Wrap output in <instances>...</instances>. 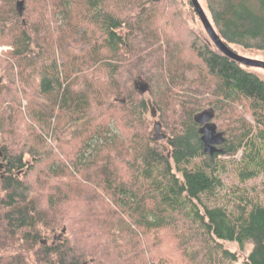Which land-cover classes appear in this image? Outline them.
Returning a JSON list of instances; mask_svg holds the SVG:
<instances>
[{
    "label": "trees",
    "instance_id": "16d2710c",
    "mask_svg": "<svg viewBox=\"0 0 264 264\" xmlns=\"http://www.w3.org/2000/svg\"><path fill=\"white\" fill-rule=\"evenodd\" d=\"M161 1L0 0V44L12 46L0 56V264H174L152 253L170 248L163 230L184 264H264V203L239 200L231 209L216 199L221 155L242 152V181L264 172V78L207 32L208 41L162 35L155 28ZM203 8L230 48L264 51V0H206ZM136 78L151 101L132 87ZM114 104L132 123L126 146L107 136ZM149 108L165 138L147 130ZM205 108L219 137L214 153L204 149L197 116ZM67 135L79 141L68 162L53 157L49 141ZM42 162L56 183L46 194L36 182ZM76 173L112 213L98 242L83 233L71 239L75 230L58 210L69 196L61 182ZM148 234L159 244L143 247ZM225 241L253 247L239 263Z\"/></svg>",
    "mask_w": 264,
    "mask_h": 264
},
{
    "label": "rangeland",
    "instance_id": "374dc122",
    "mask_svg": "<svg viewBox=\"0 0 264 264\" xmlns=\"http://www.w3.org/2000/svg\"><path fill=\"white\" fill-rule=\"evenodd\" d=\"M201 4L206 7V0H199ZM140 9H136L138 12ZM157 17L155 19V28L158 32H161L162 35H173L177 33L176 31H181L185 33H190L191 35L194 34L197 36V38H200L202 40L208 41V36L205 31V28L198 16V14L194 13L193 9L191 8V5L189 3V0H174V3L171 4L170 0H162L158 7H155ZM60 22H55V36L59 34L58 26ZM178 34V33H177ZM235 49L242 55H245L247 57L253 58V59H259L264 60V51H258V50H248L244 49L240 46L235 45ZM12 50V46L7 44H0V56L3 55L5 52ZM189 58L192 59L194 63L200 64L199 60L196 59V57H193L192 55H189ZM187 60V64H188ZM255 70L258 74H260L264 78V69L262 68H252ZM0 78L3 79L2 84L6 83V77L4 75L3 71H0ZM5 85V84H4ZM132 87H137L140 89H143L145 91V97L148 101L152 100L151 94L146 91L147 85L140 79L136 78L135 83L132 82ZM27 100L24 99L23 101V111H26ZM206 109V108H205ZM205 112H211L209 110H204L201 113L197 114V116L202 115ZM108 115H110V120L108 122L109 125V131L107 132V136L111 137L114 136L113 139L119 141H123L125 143L124 145H127L128 138L127 136L131 134V125L132 123L129 120V114L125 112L122 107L114 104V106L110 107L108 110ZM107 114H105V118H107ZM158 118L156 116L154 117L151 114L150 108L149 111L144 115V120L147 125V130L150 131V133L154 136L157 135L156 131V124H158ZM122 121V122H121ZM210 120L205 121L203 124V130L209 129L210 125L208 124ZM122 123V125H121ZM164 130L159 131V135L163 134ZM70 136L67 135L66 138H62L61 141H57V139H49L51 142V146L54 147L53 149L56 150L54 152L53 157H59L60 161L65 160L68 162L69 160H72V157H75L76 149L79 145V141L77 139L69 140ZM210 146H215L218 149V146L216 143H211ZM242 156V152H239L236 156H230V155H221V163L223 170L221 174V178L223 181V186L218 189L217 191V200L221 202H225L231 209H235L236 201L239 200H255L261 203H264V172L255 178L249 179L247 181H242L239 177V168H240V162L239 159ZM56 157V159H57ZM57 159V160H59ZM62 159V160H61ZM49 161V159H47ZM200 163V158H197L193 161L192 164H198ZM225 165V166H224ZM39 168H42L41 171H38L36 173V182L38 185H40L41 188H45V194L51 192L52 183L46 180L45 177V165L42 162V164L39 166ZM44 173V174H43ZM77 174V173H76ZM78 178L74 179L71 176L68 178H65L61 182V186L63 187H69V196L68 200L61 204L59 206V211L67 214L69 217V222L72 224V227L75 230L74 234L70 235L71 239L75 238V234L79 233L86 237L87 241H93L98 242L101 240V238L108 236L109 228L111 227V219H112V213L109 214L107 212V203L108 201H104V199L97 200L96 198L90 196L87 194V192L84 191L86 188L83 187V185H86L85 183H88L87 180H85L84 177L80 176L79 174L76 175ZM84 182V183H83ZM90 184V183H88ZM71 185L72 188H71ZM94 185L97 186L96 183ZM78 186L81 188L79 189ZM95 187V186H94ZM97 189V188H96ZM98 190V189H97ZM99 193V191H97ZM91 194V193H90ZM92 195V194H91ZM99 195L104 198L102 194L99 193ZM89 196V198H88ZM106 200V199H105ZM113 208V207H112ZM114 209V208H113ZM61 230H59L56 233H59ZM85 231V233H84ZM55 233L51 231H47L48 237L53 238ZM67 235V234H66ZM160 236L163 237V243L167 246H170L169 249L163 250L157 248H154L152 253L159 257V254L165 255L163 257H167L169 260L173 258L174 264H184L185 261L182 259L181 252L179 251L178 247L175 245L176 242L173 240V235L170 232H167V230H163L160 233ZM144 241L142 242V246H146L147 244L150 245H156L159 244H151L153 242V238L151 234L146 235L144 237ZM50 240V241H51ZM225 245L227 248L231 249L232 251H235L239 254V263H242L252 250V243H247L244 248L240 247V245L237 242H230L225 241ZM116 255V254H115ZM149 260L152 262V258L150 256L149 251ZM150 262V263H151Z\"/></svg>",
    "mask_w": 264,
    "mask_h": 264
},
{
    "label": "water",
    "instance_id": "95a60500",
    "mask_svg": "<svg viewBox=\"0 0 264 264\" xmlns=\"http://www.w3.org/2000/svg\"><path fill=\"white\" fill-rule=\"evenodd\" d=\"M193 3V6L195 8V11L197 12L206 32L208 33L209 37L211 40L215 43V45L227 56L231 57L232 59H235L239 62H241L244 65L251 66V67H256V68H262L264 69V60H259V59H253L250 57H247L245 55L240 54L238 51L233 50L230 48L218 35L216 32L215 28L213 27L208 15L206 14L201 2L199 0H191ZM125 101V100H124ZM152 115L155 117L156 112L154 109H152ZM211 118V113L210 112H205L202 115L198 116V120L201 123H204L205 121L210 120ZM156 139H162L165 138V135H159L160 131V125L156 124ZM206 134L203 136L204 140V149L206 152L214 153L217 148L215 146H210L211 143H219V137L213 134L212 129H205ZM209 135V136H208Z\"/></svg>",
    "mask_w": 264,
    "mask_h": 264
}]
</instances>
